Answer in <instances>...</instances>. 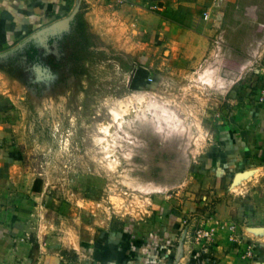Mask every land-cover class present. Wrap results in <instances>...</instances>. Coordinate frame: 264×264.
Instances as JSON below:
<instances>
[{
  "label": "rangeland",
  "instance_id": "374dc122",
  "mask_svg": "<svg viewBox=\"0 0 264 264\" xmlns=\"http://www.w3.org/2000/svg\"><path fill=\"white\" fill-rule=\"evenodd\" d=\"M240 2L254 5L264 23V0ZM36 33L0 56V68L17 82L12 146L21 168L40 180L44 206L64 209L67 216L78 213L80 221L108 236L126 229L137 233L140 222L148 231L161 229L160 247L137 264H179L174 252L183 240L194 264H215L206 219L212 221L215 200L228 196L224 179L235 173L217 151L220 135L234 123L218 117L231 105L222 77L201 67L205 57L177 71L165 50L147 57L113 48L90 33L78 13ZM212 42L220 47L217 33ZM150 60L159 68L146 69ZM255 66L264 80L262 65ZM255 92L246 91L248 97ZM235 224L229 225L228 240L241 262L264 264V246ZM169 226L177 234L170 235ZM198 229L205 237H196ZM234 235L241 240H230Z\"/></svg>",
  "mask_w": 264,
  "mask_h": 264
},
{
  "label": "crops",
  "instance_id": "0c3cea01",
  "mask_svg": "<svg viewBox=\"0 0 264 264\" xmlns=\"http://www.w3.org/2000/svg\"><path fill=\"white\" fill-rule=\"evenodd\" d=\"M253 8L240 0H133L122 6L107 0H0V56L78 13L89 32L113 48L154 57L165 50L168 65L177 66V71L196 67L205 57L201 67L222 77L231 105L218 117L234 123L227 135H220L217 151L228 157L227 170L235 173L234 179H224L228 196L215 200L212 221L206 219L212 228L215 264H245L228 240L230 224L239 223L243 235L264 246V80L255 73L256 62L264 71V23ZM205 12L210 19L195 27ZM215 33L221 38L220 47L213 45ZM213 61L219 65L216 69ZM146 64L148 69L161 63ZM9 79L0 68V264H137L148 259L160 247L161 229L148 231L140 222L137 233L126 229L108 236L80 221L78 213L67 216L64 209L44 206L40 180L21 168L20 154L12 146L9 132L16 119L12 86L17 82ZM251 88L256 92L248 97ZM221 179L217 177V187ZM170 227L169 234H177L176 227ZM174 253V263L196 260L185 240Z\"/></svg>",
  "mask_w": 264,
  "mask_h": 264
},
{
  "label": "built area",
  "instance_id": "2783aa9c",
  "mask_svg": "<svg viewBox=\"0 0 264 264\" xmlns=\"http://www.w3.org/2000/svg\"><path fill=\"white\" fill-rule=\"evenodd\" d=\"M107 1L113 3L114 5L122 6V5H130V4H132L133 0H107ZM209 19H210L209 14L207 12H205V13L202 14V16H200L198 18V20L196 21L195 24L207 23ZM233 228L234 227L231 226V229H233ZM206 234L207 233L203 232L202 229H198L196 231V237L199 238V239L202 238V237H205ZM230 240H233V241L235 240L236 242H239L241 239L239 238V236L236 237V235H234V236H230ZM252 245H254V244H252Z\"/></svg>",
  "mask_w": 264,
  "mask_h": 264
},
{
  "label": "trees",
  "instance_id": "16d2710c",
  "mask_svg": "<svg viewBox=\"0 0 264 264\" xmlns=\"http://www.w3.org/2000/svg\"><path fill=\"white\" fill-rule=\"evenodd\" d=\"M35 189H38V187L36 186Z\"/></svg>",
  "mask_w": 264,
  "mask_h": 264
}]
</instances>
